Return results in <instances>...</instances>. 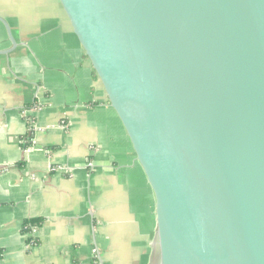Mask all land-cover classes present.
Wrapping results in <instances>:
<instances>
[{
	"label": "water",
	"instance_id": "obj_1",
	"mask_svg": "<svg viewBox=\"0 0 264 264\" xmlns=\"http://www.w3.org/2000/svg\"><path fill=\"white\" fill-rule=\"evenodd\" d=\"M57 1L129 143L149 264H264V0Z\"/></svg>",
	"mask_w": 264,
	"mask_h": 264
},
{
	"label": "crops",
	"instance_id": "obj_2",
	"mask_svg": "<svg viewBox=\"0 0 264 264\" xmlns=\"http://www.w3.org/2000/svg\"><path fill=\"white\" fill-rule=\"evenodd\" d=\"M0 17V264H128L139 243L149 264L129 143L58 1L0 0Z\"/></svg>",
	"mask_w": 264,
	"mask_h": 264
},
{
	"label": "rangeland",
	"instance_id": "obj_3",
	"mask_svg": "<svg viewBox=\"0 0 264 264\" xmlns=\"http://www.w3.org/2000/svg\"><path fill=\"white\" fill-rule=\"evenodd\" d=\"M137 238H141V235L138 236ZM95 253H97L96 249L94 250L93 254ZM127 253L129 255L128 264H144L145 263L147 249L145 250V247L141 246L140 243L137 244L136 247L134 246L131 249H129Z\"/></svg>",
	"mask_w": 264,
	"mask_h": 264
},
{
	"label": "trees",
	"instance_id": "obj_4",
	"mask_svg": "<svg viewBox=\"0 0 264 264\" xmlns=\"http://www.w3.org/2000/svg\"><path fill=\"white\" fill-rule=\"evenodd\" d=\"M41 225L40 219H30L24 222L23 227L25 232H31L32 227H37Z\"/></svg>",
	"mask_w": 264,
	"mask_h": 264
},
{
	"label": "built area",
	"instance_id": "obj_5",
	"mask_svg": "<svg viewBox=\"0 0 264 264\" xmlns=\"http://www.w3.org/2000/svg\"><path fill=\"white\" fill-rule=\"evenodd\" d=\"M38 110H39V107L34 106L32 108H29V109H22L21 114L26 116L28 113H36V111H38ZM52 169L56 170V168H54V167Z\"/></svg>",
	"mask_w": 264,
	"mask_h": 264
}]
</instances>
